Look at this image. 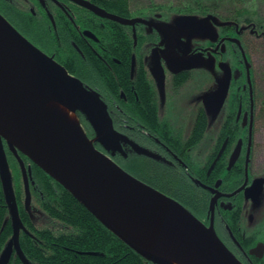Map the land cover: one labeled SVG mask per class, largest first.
<instances>
[{
	"label": "flooded vegetation",
	"instance_id": "1",
	"mask_svg": "<svg viewBox=\"0 0 264 264\" xmlns=\"http://www.w3.org/2000/svg\"><path fill=\"white\" fill-rule=\"evenodd\" d=\"M86 1L133 23L74 0H0V13L104 103L119 144L97 141L100 152L213 227L241 263L264 264L261 207L253 208L264 205V66L247 40L264 37V26L222 25L228 20L214 14L215 34L205 35L180 28L178 16L197 15L180 7ZM73 116L98 138L86 115ZM2 143L20 227L16 242L0 166V264L8 252L5 264H166L85 215L60 183Z\"/></svg>",
	"mask_w": 264,
	"mask_h": 264
},
{
	"label": "water",
	"instance_id": "2",
	"mask_svg": "<svg viewBox=\"0 0 264 264\" xmlns=\"http://www.w3.org/2000/svg\"><path fill=\"white\" fill-rule=\"evenodd\" d=\"M74 1L107 14L86 0ZM177 20L185 31L205 35L215 34L210 24L220 21L213 14L180 15ZM77 111L91 122L96 140L88 138L73 116ZM4 140L12 152L30 158L142 257L166 264H243L213 227L203 225L179 203L133 177L96 148L97 141L107 150L119 144L104 103L0 13V166L18 242L20 220ZM262 183L264 179L257 186Z\"/></svg>",
	"mask_w": 264,
	"mask_h": 264
},
{
	"label": "trees",
	"instance_id": "3",
	"mask_svg": "<svg viewBox=\"0 0 264 264\" xmlns=\"http://www.w3.org/2000/svg\"><path fill=\"white\" fill-rule=\"evenodd\" d=\"M100 5H103L106 8H124L129 5V0H93ZM256 0H187L182 2V12L186 13H196L200 15H206L209 13L221 15V10L227 6L236 7L237 10L231 11L232 16L226 17L228 20H238L239 22L243 21L244 24L255 23L254 22V13H253V2ZM257 23V22H256ZM69 199L79 205L85 215H92L84 206H82L72 195L68 192ZM1 197V194H0ZM1 202V201H0ZM3 208L0 207V221L3 215ZM92 218V216H91ZM119 244L120 241L117 240ZM123 245L122 243H120ZM117 248H120L117 245ZM121 257V251L118 250L116 253V258L119 260Z\"/></svg>",
	"mask_w": 264,
	"mask_h": 264
},
{
	"label": "rangeland",
	"instance_id": "4",
	"mask_svg": "<svg viewBox=\"0 0 264 264\" xmlns=\"http://www.w3.org/2000/svg\"><path fill=\"white\" fill-rule=\"evenodd\" d=\"M184 1L187 0H131V2L138 8L147 7L149 5H155L167 9L173 7H181L183 5L182 2ZM180 10L182 11V9ZM235 10H237L236 7L227 6L221 10L220 16L224 18L228 16H232L234 12L233 13L230 12ZM253 13L255 14L253 17L254 22H257L264 26V0H256L253 2ZM247 40L256 48L260 60L262 62V65L264 66V37L261 38L247 37ZM260 203H262V201H260ZM259 205L253 204V208L254 210H257L258 208L261 207V209L256 212L257 213L256 216H257V222L261 223L264 227V205L262 206L261 204ZM263 240H264V235H263Z\"/></svg>",
	"mask_w": 264,
	"mask_h": 264
}]
</instances>
